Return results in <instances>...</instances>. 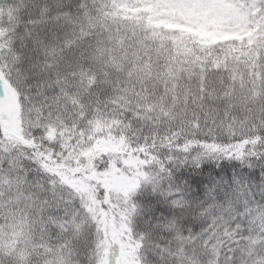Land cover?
<instances>
[{"label": "snow or ice", "instance_id": "6c2138e0", "mask_svg": "<svg viewBox=\"0 0 264 264\" xmlns=\"http://www.w3.org/2000/svg\"><path fill=\"white\" fill-rule=\"evenodd\" d=\"M0 264H264V0H0Z\"/></svg>", "mask_w": 264, "mask_h": 264}, {"label": "trees", "instance_id": "16d2710c", "mask_svg": "<svg viewBox=\"0 0 264 264\" xmlns=\"http://www.w3.org/2000/svg\"><path fill=\"white\" fill-rule=\"evenodd\" d=\"M71 55V53H69V56Z\"/></svg>", "mask_w": 264, "mask_h": 264}]
</instances>
